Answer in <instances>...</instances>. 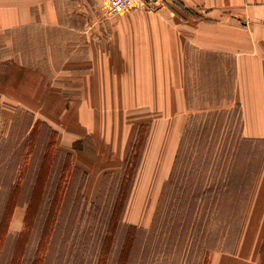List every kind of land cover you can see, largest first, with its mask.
<instances>
[{
    "label": "crops",
    "instance_id": "crops-1",
    "mask_svg": "<svg viewBox=\"0 0 264 264\" xmlns=\"http://www.w3.org/2000/svg\"><path fill=\"white\" fill-rule=\"evenodd\" d=\"M104 2L0 0V48H16L0 61L30 67L32 109L48 102L39 108L57 118L55 126L47 119L58 131L57 144L86 171L87 197L96 195L105 172L122 170L137 126L149 124L123 217L147 227L185 132L194 57L222 68L225 57L233 58L231 98L240 104L244 136L264 139V0H164L102 19ZM51 37L66 48L45 44L42 63L35 54L30 64L23 61L20 48H37L38 38ZM59 49L63 57L56 60ZM255 189L232 249L213 250L209 264H258L264 157ZM11 222L20 229L17 218Z\"/></svg>",
    "mask_w": 264,
    "mask_h": 264
},
{
    "label": "trees",
    "instance_id": "trees-1",
    "mask_svg": "<svg viewBox=\"0 0 264 264\" xmlns=\"http://www.w3.org/2000/svg\"><path fill=\"white\" fill-rule=\"evenodd\" d=\"M235 104L240 108L239 103ZM21 115L22 111H17L15 117ZM30 116L32 120L29 132L20 142L19 148L13 151L8 172L1 181L4 184L3 189L7 191L5 190L0 204V246L6 236L10 235L8 225L15 207L25 206L24 226L13 236V250L7 264H47V255L58 227L64 222L66 229L70 226L74 229L76 210L82 205L84 198L81 191L86 172L73 164L69 151L57 148V129L40 118L33 122L32 112ZM239 116L242 118L241 109ZM221 117L216 111L195 117L188 133L189 139L196 145L199 144V157L194 163H185L181 138L171 171L163 183L151 223L147 227L123 219L142 145L145 144L149 130V124H139L125 161L123 178L114 203L111 208L100 211L98 221L86 228L81 234L80 242L75 241V236L71 238L68 253L75 256L79 264H83L82 246L87 243L88 238H97L96 264H209V251L218 246L215 244L216 239L224 238V246H228L230 240H233V247L245 206L248 181L243 182L244 180L231 174L227 181L209 179L208 172L214 165L211 158L219 142V123L223 120ZM241 137L250 144H258V140H261L244 135ZM138 138L139 142L136 144ZM205 147L207 152L204 156ZM237 148L239 149L238 146ZM133 149H136V154L131 166ZM18 150L20 152L17 153ZM23 153L31 157V160L28 162L30 166L20 178V175L16 177V173ZM249 172L250 167L246 174L249 175ZM79 174L82 180L77 185ZM104 175L103 185L106 184L110 172ZM29 183L30 190L27 192ZM100 194L97 199L101 198ZM95 208L99 209L97 205ZM212 219L219 220L213 230L210 229ZM35 227L39 232L36 247L33 249L29 245L35 236ZM224 246L221 247L223 251L232 249ZM260 251L264 256V238Z\"/></svg>",
    "mask_w": 264,
    "mask_h": 264
},
{
    "label": "rangeland",
    "instance_id": "rangeland-1",
    "mask_svg": "<svg viewBox=\"0 0 264 264\" xmlns=\"http://www.w3.org/2000/svg\"><path fill=\"white\" fill-rule=\"evenodd\" d=\"M99 11V10H98ZM101 11V9H100ZM105 13V12H104ZM107 14H104L103 18H106ZM60 33V32H58ZM38 38L39 41L37 48H20L23 52V61L26 64H30L32 54L40 55L41 63L43 59L45 60L47 51L43 53L45 50L44 45L46 44L48 48H66L65 43L57 40L54 43V40L51 38ZM43 40L44 43H43ZM0 48V57H4L7 55H11V53H16V48ZM23 49V50H22ZM11 51V52H10ZM55 54L56 60L58 57H63V54L60 52H53ZM13 58L15 57L12 54ZM204 55H198V58H193L191 63V68H189V76H188V115L185 132L182 136L183 145H182V156H185V163H194L197 161L198 152H199V144H195L194 141L189 139V129L191 125H193L196 120V116L208 113L209 111H216V113L220 114L223 119L219 125V142L217 145V150L211 158L214 161L213 169L208 172L209 179L217 181L219 179L228 180L230 174L231 176L235 175L238 178H241L243 182H247L246 187V199L244 202V210L241 213V218L239 219V227L236 231V237L240 233V229L242 227V223L246 221L245 209L247 206H251L255 201V183L257 180L259 167L261 161L264 157V139L258 140V144H250L244 142L242 140L241 135H244L242 128V118L240 115V108L237 107L231 98V92L234 87L235 81V68L233 58L225 57L226 67L222 68L217 65V62H208L207 60H203L202 57ZM5 60V59H3ZM17 70V71H16ZM24 70L28 75H25L21 78L20 71ZM31 70L29 66H25L21 64V62H17L15 60L11 62H2L0 61V204L1 200L4 197L5 190L3 189L4 184H1L2 178L7 174L10 165V160L13 156V151L19 148L20 142L29 132V128L31 127L32 117L30 116L31 110L39 113L38 118L42 121L50 120V123L55 126L56 125V117H49L48 111L46 108L40 109L39 107L47 106L48 102H41L42 106L37 104L32 109V90H31ZM7 88H9V93H7ZM10 100L6 98H10ZM63 101V100H62ZM40 102V100H39ZM37 102V103H39ZM65 102V101H63ZM6 103L10 104L12 107L6 108ZM17 106V107H16ZM16 107V108H15ZM31 109V110H30ZM11 111H14L13 114H10ZM17 111H22V115L15 117ZM55 111V110H54ZM56 112V111H55ZM37 117L33 119V122L38 119ZM50 124V125H51ZM51 125V126H52ZM52 126V127H53ZM188 127V128H187ZM55 128V127H54ZM56 129V128H55ZM136 133V132H135ZM135 137V134H134ZM134 140V138H133ZM139 138L136 141L138 144ZM133 143V141H132ZM253 143V142H252ZM234 144L231 149H229L230 145ZM57 148H60L58 144ZM132 145V144H131ZM145 145V144H144ZM144 145H142V152ZM256 148L253 151V147ZM208 146V141L206 143ZM239 147V149L237 148ZM131 149V148H130ZM235 149V151H234ZM234 151V156H233ZM20 152L19 150L17 153ZM207 148L205 147L203 154L206 155ZM25 153V152H24ZM22 156V161L20 166L17 169L18 177H23V173L25 169L30 166L28 165L29 160H31L28 155ZM136 154V149H133L130 158L131 166L134 163V156ZM142 154V153H141ZM141 158V157H140ZM189 159V160H188ZM140 160L138 162L139 166ZM250 167L249 175L246 174L247 169ZM125 169V165L123 166L121 171H110L109 178L106 180V184L103 185L104 174L102 176L101 184L99 189L94 196L87 197L84 193V185L86 183V177L83 181L82 186V195L84 196L82 205L79 206L76 210V225L73 229L72 226L69 228H65V223L62 222L57 229V232L53 236V244L51 246L50 252L47 255V264H79L78 260L75 259V256H71L68 253V248L70 246V240L73 236H75V241L80 242L81 234L86 231V228L98 221L100 217V211L111 208L114 203L115 196L119 191V185L121 178H123V171ZM138 167L135 169V173L133 178L135 179L136 171ZM84 170V169H82ZM85 171V170H84ZM86 172V171H85ZM106 173V172H105ZM80 175V174H79ZM87 176V173H86ZM69 177V175H68ZM67 177V178H68ZM81 175L79 176V181L77 185L80 183L82 179ZM251 182V184H250ZM133 185V184H132ZM103 186H105L103 188ZM76 188V187H75ZM77 189V188H76ZM103 189V193L102 192ZM132 189V187H131ZM131 189L129 192H131ZM30 190V183L26 187V191ZM7 191V190H6ZM101 193V194H100ZM101 195L100 199H97L98 195ZM130 194V193H129ZM6 196V195H5ZM142 196L140 195V198ZM224 198V197H223ZM98 206L99 209L96 210L95 206ZM21 207L17 206L14 210V215L11 220L17 218L20 222L19 228L22 229L24 226L23 216L24 213H21ZM25 210V206L22 207ZM17 210V211H16ZM82 211V213H80ZM16 215V217H15ZM247 215V214H246ZM99 216V217H98ZM124 217V216H123ZM22 218V221H21ZM124 219V218H123ZM61 220V214H60ZM125 220V219H124ZM126 221V220H125ZM12 222L8 225V230L10 234L6 236L4 243H1L0 246V264H7L10 259L12 252V243L14 240L15 233L20 229H14L11 225ZM219 224V220L212 219L210 221V229H215ZM215 225V228H214ZM38 230V231H37ZM35 236L33 240L30 242V248H35L38 240V228H34ZM13 237V238H12ZM211 238V236H210ZM233 238V239H235ZM224 238L216 239V246L214 249L210 250L211 254L213 250H221V247ZM97 238H89L87 239V243L82 246L81 249V258L83 259V264H96L98 260V251L95 248V243ZM233 240L225 245L226 248H232ZM224 246V247H225ZM78 245L75 246L77 249ZM200 256V255H199ZM112 255L110 257V260ZM109 260V262H110ZM258 264H264V256L261 255Z\"/></svg>",
    "mask_w": 264,
    "mask_h": 264
},
{
    "label": "built area",
    "instance_id": "built-area-1",
    "mask_svg": "<svg viewBox=\"0 0 264 264\" xmlns=\"http://www.w3.org/2000/svg\"><path fill=\"white\" fill-rule=\"evenodd\" d=\"M164 0H105L104 12L108 16L127 13L136 8L153 9Z\"/></svg>",
    "mask_w": 264,
    "mask_h": 264
}]
</instances>
